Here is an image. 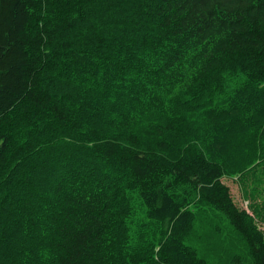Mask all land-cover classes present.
Wrapping results in <instances>:
<instances>
[{
  "label": "trees",
  "instance_id": "trees-1",
  "mask_svg": "<svg viewBox=\"0 0 264 264\" xmlns=\"http://www.w3.org/2000/svg\"><path fill=\"white\" fill-rule=\"evenodd\" d=\"M263 193L264 0H0V264H264Z\"/></svg>",
  "mask_w": 264,
  "mask_h": 264
},
{
  "label": "rangeland",
  "instance_id": "rangeland-1",
  "mask_svg": "<svg viewBox=\"0 0 264 264\" xmlns=\"http://www.w3.org/2000/svg\"><path fill=\"white\" fill-rule=\"evenodd\" d=\"M223 182L230 188L234 202L242 208H247V202L243 196L239 184L233 178L225 177ZM261 189L256 187V190ZM264 195V193H263ZM205 223L196 221L194 226L196 234L189 240V244L199 246L201 255L210 264H241L243 258L245 263L251 264L247 260L245 242L232 229L225 216L218 211H207L203 215ZM264 232V223L259 224ZM210 235V240L208 236ZM236 256H241L242 261L236 262Z\"/></svg>",
  "mask_w": 264,
  "mask_h": 264
}]
</instances>
